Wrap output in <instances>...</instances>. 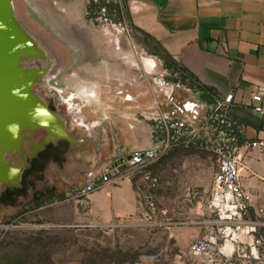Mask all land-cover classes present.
I'll use <instances>...</instances> for the list:
<instances>
[{
	"label": "rangeland",
	"instance_id": "obj_1",
	"mask_svg": "<svg viewBox=\"0 0 264 264\" xmlns=\"http://www.w3.org/2000/svg\"><path fill=\"white\" fill-rule=\"evenodd\" d=\"M22 1L26 18L34 21L28 23L48 43L51 32L62 42L72 43L76 62L62 79L73 74L69 87L96 92L93 105L86 108L88 113L107 117L124 141L133 139L141 147L163 144L165 126L160 119H184L191 139L184 145L172 147L170 143L160 160L112 185L125 184L127 188L104 187L89 194L97 203L92 206L91 218L95 220L109 217L112 191L116 211L133 210L134 201V213L111 222H97L94 226L71 223L73 198L58 192L63 180H59L53 196L37 201L43 208L34 213L20 216L27 208L0 205V264H93L89 256L95 253V264H114L120 249L138 251L141 258L135 264H228L220 252L227 239L230 246H239L232 257L228 255L233 264H255L248 234L236 225L226 228L227 223L210 208L219 158L235 151L227 148L226 134L218 131L215 123L217 119L222 123V110L202 104L198 92L182 82L178 65L170 64V57L160 46L147 43V36L132 23L129 0ZM143 58L155 61L153 72ZM144 77L149 80L151 93ZM140 113L145 115L143 119ZM131 122H138L141 131L133 133ZM240 154L242 181L249 186L254 205L260 209L264 207V154L255 148ZM97 177L93 175L90 182ZM85 185L81 183L78 188ZM88 197L79 199L83 210L89 204ZM24 205L32 207L28 202ZM98 209L101 217L96 213ZM247 220L255 222L264 217L252 212ZM41 229L57 235L59 241L34 246L42 237ZM259 232L264 240V227ZM200 238L214 246L203 256H192L191 246ZM182 247H186L183 252Z\"/></svg>",
	"mask_w": 264,
	"mask_h": 264
},
{
	"label": "crops",
	"instance_id": "obj_2",
	"mask_svg": "<svg viewBox=\"0 0 264 264\" xmlns=\"http://www.w3.org/2000/svg\"><path fill=\"white\" fill-rule=\"evenodd\" d=\"M129 9L133 25L147 36L151 45L160 46L168 57L187 67L204 85L212 88L214 94H210L218 102L233 94L232 103L224 106V109L229 118L241 124L246 137L254 139L264 136V120L251 108L253 88L264 80V0H129ZM129 125L133 133L141 131L138 122ZM144 148L148 147L134 144L130 151ZM24 150L27 153L28 147ZM82 156L83 153H78L64 162L49 165L47 176L53 175L57 182H71L70 178L75 177L78 169L88 170V167L75 163ZM12 162L18 164L14 160ZM101 169L94 175L98 176ZM90 178L82 183L90 182ZM80 185L70 184L58 189V192H65L73 198L74 202L70 206L71 223L104 224L136 210L133 201V210L116 211L112 203L115 196L112 191L108 203V208L111 207L109 217L104 220L101 217L102 211L98 209L96 213L100 214L101 219L95 220L91 218L94 212L92 206L97 205L94 196L88 197L86 209L79 207ZM110 186L106 187L113 190L126 187L125 184ZM44 197L39 194L37 200ZM119 199L116 195L117 203ZM128 199H131L130 196ZM42 208L40 206L39 209ZM254 238L262 240L263 245L259 249L264 250V240L259 229L247 236L249 246L255 251ZM185 248L182 247L181 251ZM233 248L234 245H228L229 255Z\"/></svg>",
	"mask_w": 264,
	"mask_h": 264
},
{
	"label": "flooded vegetation",
	"instance_id": "obj_3",
	"mask_svg": "<svg viewBox=\"0 0 264 264\" xmlns=\"http://www.w3.org/2000/svg\"><path fill=\"white\" fill-rule=\"evenodd\" d=\"M50 35V62L37 58L21 59L20 62L23 73L32 81L30 85L32 97H29V101L46 103L48 113L43 116L45 119L42 118L43 124L50 128L48 130V127L44 126L27 129L29 135L22 140L20 148L7 156L10 161L14 160L18 164L24 162V167L18 184L2 183L0 205L27 208L20 216L39 210L40 205L37 204L39 194L51 197L57 190L58 182L54 176L46 174L49 165L64 162L70 156H74L73 154L83 153L75 163L88 167V170L78 169L75 177L70 178L71 182L64 181L62 187L65 188L70 184H81L108 163L117 164L122 159L125 161L134 145L133 139L128 142L122 139L119 129L114 124H109L107 117H97L87 112L86 108L93 105L92 100L96 92L69 87L68 83L73 74L62 79L76 62L75 49L72 43L62 42L58 35H53L52 32ZM147 43H150L148 39ZM143 81L151 93L149 80L144 77ZM131 98L133 99L132 96ZM163 104L162 101L161 113L164 109ZM140 116L141 119L145 117L143 113H140ZM59 117L62 125H67L66 133L61 132L56 122ZM37 123L42 124L41 121ZM27 147L25 153L24 148ZM21 151L24 152L23 157ZM24 202L31 203L32 207L24 205Z\"/></svg>",
	"mask_w": 264,
	"mask_h": 264
},
{
	"label": "built area",
	"instance_id": "obj_4",
	"mask_svg": "<svg viewBox=\"0 0 264 264\" xmlns=\"http://www.w3.org/2000/svg\"><path fill=\"white\" fill-rule=\"evenodd\" d=\"M233 94H229L222 102L217 101V105H212L215 109L224 110V106L232 103ZM202 104L207 105L201 101ZM194 106V104H192ZM251 108L259 114L264 120V80L256 84L251 93ZM197 112V110H195ZM222 125L227 129L232 126V121L226 118V111L221 113ZM160 123H164L165 132H163V144L137 149L130 153V158L123 162H111L103 166L100 174L94 183L88 182L83 186L78 193L79 198H86L90 193L101 190L108 185H116L126 178L135 176L138 171H143L151 163L160 160L169 150V145L172 142L174 134L183 135L189 133L190 129L188 123L184 119H163ZM156 136V135H155ZM234 152L224 154L219 158L218 168L213 178V191L211 195L210 208L217 212L222 220L227 223L226 228L231 229L232 225H236L242 233L252 235L258 231L259 228L264 227V220L255 222H248V217L253 213L257 216L264 217V207L260 209L255 208L253 194L250 189L243 183L241 170L243 167L241 151L249 149H259L264 154V136L251 139L242 145H235L232 147ZM94 226V224H89ZM236 233H233V236ZM226 240L220 252L225 256L226 263L233 264L229 254H227V247L229 245ZM263 245L260 238L253 239L252 250L255 264H264V250H259ZM212 242L203 238L198 239L191 246L192 256H203L213 248ZM239 246L234 245L233 251L229 256H233L238 250Z\"/></svg>",
	"mask_w": 264,
	"mask_h": 264
},
{
	"label": "water",
	"instance_id": "obj_5",
	"mask_svg": "<svg viewBox=\"0 0 264 264\" xmlns=\"http://www.w3.org/2000/svg\"><path fill=\"white\" fill-rule=\"evenodd\" d=\"M26 14L22 0H0V190L2 183H19L24 162L14 164L7 156L20 148L29 135L27 129L45 126L43 116L48 113L45 102L29 101L32 81L20 66L21 59L27 58L50 62L48 41L32 28L30 24L34 21L26 18ZM198 96L208 106L217 105L209 92ZM56 122L61 132L66 133L67 125H62L60 117Z\"/></svg>",
	"mask_w": 264,
	"mask_h": 264
},
{
	"label": "trees",
	"instance_id": "obj_6",
	"mask_svg": "<svg viewBox=\"0 0 264 264\" xmlns=\"http://www.w3.org/2000/svg\"><path fill=\"white\" fill-rule=\"evenodd\" d=\"M103 2H105V0H102ZM90 8V7H89ZM170 64H176L178 65V72L181 74V80L182 82H184L185 84L188 85L189 88L193 89L195 92H198V94L204 93V92H209L214 94V90L206 85H204L199 78L192 73L187 67L176 63L175 60H173L171 57L169 59ZM171 67V66H169ZM207 106V105H206ZM215 108V107H213ZM225 113V109L221 111V113ZM226 118L229 119L230 121H232V126L227 129L224 125H222L219 119H217V121L215 122L216 125L218 126L217 129L220 132H224L226 134V146L227 148H232L235 145H242L245 144L247 141H249L250 139L248 137H246L241 129V124L231 118L228 117V115L226 114ZM191 139V135H189L188 133H184L183 135H177L174 134V137L172 139V147L173 145L178 146V145H184L185 142L189 141ZM191 143V141L189 142ZM54 231V230H53ZM39 234L42 235V237L37 238L36 241L34 242V246H47L50 243H57L59 241V237L55 234L50 235L51 233H49L48 231H46L45 229H41L39 231ZM49 240V241H47ZM49 242V243H48ZM44 245H42V244ZM50 246V245H49ZM97 254H92L89 256L90 259V263L95 264V262L98 260L97 259ZM102 258V257H101ZM117 258V259H116ZM115 258V263L114 264H135L138 261H140V253L138 251H126L124 252L123 250H118L117 256Z\"/></svg>",
	"mask_w": 264,
	"mask_h": 264
},
{
	"label": "bare ground",
	"instance_id": "obj_7",
	"mask_svg": "<svg viewBox=\"0 0 264 264\" xmlns=\"http://www.w3.org/2000/svg\"><path fill=\"white\" fill-rule=\"evenodd\" d=\"M143 63H145L147 68L153 72V69L156 66V63H155V61L153 59H151V58H143Z\"/></svg>",
	"mask_w": 264,
	"mask_h": 264
}]
</instances>
